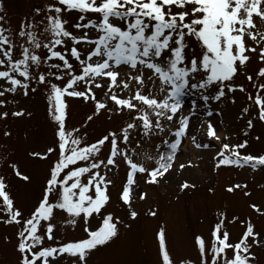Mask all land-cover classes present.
<instances>
[{"label":"snow or ice","instance_id":"6c2138e0","mask_svg":"<svg viewBox=\"0 0 264 264\" xmlns=\"http://www.w3.org/2000/svg\"><path fill=\"white\" fill-rule=\"evenodd\" d=\"M77 13L69 30L65 14ZM0 122L3 137L10 138L11 118L30 117L15 104L17 94L43 91L52 122V140L42 150H29L27 157L46 165L39 180V194L25 213L11 194L9 177L26 185L33 176L11 157L0 173V223L15 225V264H91L93 255L113 243L121 228L131 227L110 210L112 175L124 167L118 201L135 221L139 213L133 200H145L144 184L158 185L174 169L182 143L209 148L213 170L228 167L264 168V153L242 151L248 139L229 143L209 119L195 128H204L208 143L197 142L189 129L190 117L181 111L182 97L198 94L205 105L235 103L238 90L251 101L254 113L246 121L244 135L254 119L264 123V0H44L21 18L13 31L0 0ZM255 63L256 68L249 70ZM243 77L245 82H240ZM103 91L98 98L96 90ZM67 98L91 103L93 111L80 126H69ZM102 112L120 118V123L89 140L87 122ZM249 114L244 107L241 116ZM175 125V127H173ZM167 133V134H165ZM154 143L155 155L145 144ZM260 140V136L255 137ZM154 161V166H147ZM191 161L188 162V166ZM186 167L176 164L177 171ZM180 192L196 184L184 180ZM246 184H230L233 193ZM214 193V188L208 189ZM245 196L250 195L244 192ZM264 216V208L249 205ZM147 215L157 216L149 209ZM98 219V226L91 222ZM239 222L244 230L233 241L227 225ZM79 228L82 236L61 242V232ZM5 236L4 240L9 241ZM161 264H175L167 247L163 226L156 233ZM198 264H258L255 248L264 247V234L251 218L236 215L228 219L218 211L210 241L194 237ZM178 264H194L181 259Z\"/></svg>","mask_w":264,"mask_h":264},{"label":"rangeland","instance_id":"374dc122","mask_svg":"<svg viewBox=\"0 0 264 264\" xmlns=\"http://www.w3.org/2000/svg\"><path fill=\"white\" fill-rule=\"evenodd\" d=\"M2 2L8 20L5 27H11L15 31L21 18L30 14L34 7L42 6L44 0H2ZM76 16L77 13L75 12L65 14L64 18L68 21L66 27L69 30H73L71 25L76 22ZM255 68L256 64L253 63L249 70ZM240 82H245L243 77L240 78ZM96 95L98 98H103V91L97 89ZM233 96L235 103L225 101L205 105L198 94L189 91L182 97V100L188 99V101L195 102V109L198 110L197 115L199 116L196 125L200 121L209 119L204 113L210 107L213 110L211 119H213L217 131H221L222 136L227 135L229 143H239L248 139L249 146L242 151L251 152L253 155L264 153V123L254 119V127L247 130L248 135L245 136L243 133L246 130V121L250 118V114L254 113V109L251 101L246 99L245 93L237 90ZM9 99L15 101L14 105L9 104L10 109L23 107L26 113L31 112L32 114L30 117L26 115L21 118H11L8 121V129L12 132L10 138L3 137L4 124L0 122V173L6 171L5 161L14 157L21 169L29 172L34 178L31 185H26L18 178L9 177L11 194L15 202L27 214L39 194V180L46 167L44 163H33L27 157V152L29 150H42L45 145L49 144L52 140L53 128L47 112L48 101L43 91L30 92L26 97L17 94L14 97H9ZM67 99L69 104L67 123L69 126H80L83 132L85 130L84 121L87 115L92 113L93 106L91 103H82L78 99ZM189 107L183 103L181 111L187 114ZM244 107L249 108V114L241 116ZM119 123L120 118L116 116L110 118L107 113L102 112L95 116L92 121L87 122L88 139H95L104 134L106 130L115 128ZM194 132L197 142H209L204 134V128ZM256 136H260V140H256ZM159 141L160 138L156 137L152 144H145V149L149 155H155L154 143H159ZM218 143L211 141L213 146L206 149L207 153L208 150L212 152L205 155V162L199 167L192 164L193 158L189 154V149H187L186 144H182L186 148L181 145L177 159L179 158L181 163L191 161L190 166L187 163L184 169L173 172L176 168L175 161L174 169L170 174H166V179L158 185L144 184L143 180L139 179L140 188L137 191L143 190L148 193V196L145 200L138 198L133 200L134 208L139 213L135 221L128 218L127 209L122 207L118 201L120 186L125 179L123 165L118 173L111 174L115 186L111 188L110 210L119 215L126 223H130L131 227L121 228L120 236L109 246L96 252L91 259V264H161L156 239V233L161 226L166 230L167 247L175 264H178L181 259L192 260L194 264H198V252L194 246V237L202 235L210 241L211 230L216 222L218 211H225L229 220L233 215L241 220L251 218L257 230L264 234V216L255 213L249 207L250 204L255 203L264 208V168L253 170L247 166L242 168L233 166L214 171L212 153L216 150L215 146ZM201 150L202 148L198 149L199 152ZM196 156L198 159L202 157L198 153ZM145 163L149 167L154 166V161L145 160ZM184 180L195 183L196 188L181 193L179 185ZM236 183L246 184L247 188L237 189L233 193L225 191L228 185ZM209 188H214V193H209ZM244 192H249L250 195L245 196ZM149 209L157 210V216L147 215ZM98 222V219L93 220L91 225L93 227L98 226ZM227 228L231 239L236 241L242 234L244 225L236 222L228 224ZM16 230L17 226L15 225L0 223V264H15ZM5 236L10 238L8 242L4 240ZM80 236H82V232L79 228L60 234L61 242ZM254 251L257 255L258 264H264V247L255 248Z\"/></svg>","mask_w":264,"mask_h":264},{"label":"bare ground","instance_id":"6f19581e","mask_svg":"<svg viewBox=\"0 0 264 264\" xmlns=\"http://www.w3.org/2000/svg\"><path fill=\"white\" fill-rule=\"evenodd\" d=\"M182 101H183V103H185V104L188 105V106H191V105L193 104L192 100H189V101H188V99H185V100L183 99ZM197 114H198V110L195 109V111H194V116L190 117L189 129L192 130V131H195V128H194V127H195V125H196L197 118L199 117ZM196 115H197V116H196ZM195 116H196V117H195ZM219 133L222 134L221 131H219ZM182 144H183V145L186 144L187 149H189V154H191V156H192V158H193V162H192V164H193L194 166H197V167H199L202 163L205 162V155H208L210 152H212V151L208 150L209 152L207 153V149H206V148H202V150L199 152V151H198V148H196V147L194 146V144H192L191 142L182 143ZM183 145H182V146H183ZM186 147L183 146V148H186ZM183 152H185L184 149H183ZM197 153L200 154V155H202V157H200V158L198 159L197 156H196ZM181 160H183V159H181ZM178 163H181V161H180L179 158L176 160V164H178ZM182 163H184V162H182ZM185 163H186V166H187V163H188V162L185 161ZM175 169H176V168H175ZM176 171H177V170H173V172H176Z\"/></svg>","mask_w":264,"mask_h":264}]
</instances>
